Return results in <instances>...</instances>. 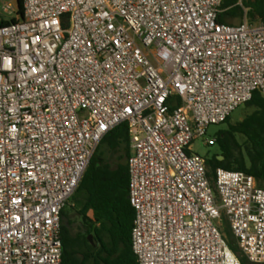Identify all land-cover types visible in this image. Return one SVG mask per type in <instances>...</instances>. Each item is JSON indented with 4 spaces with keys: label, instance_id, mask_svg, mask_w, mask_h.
I'll return each instance as SVG.
<instances>
[{
    "label": "built area",
    "instance_id": "obj_1",
    "mask_svg": "<svg viewBox=\"0 0 264 264\" xmlns=\"http://www.w3.org/2000/svg\"><path fill=\"white\" fill-rule=\"evenodd\" d=\"M0 0V264H63L62 213L127 124L138 264L264 263V187L192 145L255 92L264 25L223 0ZM16 19L15 22H11Z\"/></svg>",
    "mask_w": 264,
    "mask_h": 264
},
{
    "label": "trees",
    "instance_id": "obj_2",
    "mask_svg": "<svg viewBox=\"0 0 264 264\" xmlns=\"http://www.w3.org/2000/svg\"><path fill=\"white\" fill-rule=\"evenodd\" d=\"M18 8L22 15L21 0ZM220 10L217 20L220 24L246 20L251 25H264V0H223ZM9 23L0 13V26ZM245 106L253 108V113L236 124H230L229 118L224 123L227 129L215 135L219 153L206 158L212 183L216 170L224 169L251 175L264 187V97L257 91ZM130 156L128 126L124 123L103 138L77 189L84 232L75 233L66 226L65 212L62 213L63 264H138L131 243L135 210L129 201ZM224 224L229 231L226 221ZM225 235L241 264H252L241 255L230 231Z\"/></svg>",
    "mask_w": 264,
    "mask_h": 264
},
{
    "label": "rangeland",
    "instance_id": "obj_3",
    "mask_svg": "<svg viewBox=\"0 0 264 264\" xmlns=\"http://www.w3.org/2000/svg\"><path fill=\"white\" fill-rule=\"evenodd\" d=\"M0 13H1V9H0ZM238 23H239L238 20L233 22V24H238ZM253 111H254L253 108H248L245 105L239 107L232 113L230 117V124H236L242 121L247 115H250L251 113H253ZM225 129H227L226 124L211 126L208 129L207 140L214 139L218 131L225 130ZM192 151L204 158H210L213 155L219 153L218 147L215 145V142H210L206 145L203 140L195 141L192 145ZM77 199L78 197L75 194L74 197L69 202V204L67 205V207L65 208L64 210L65 217L63 218V222L66 226H70L73 232L83 233L84 227L82 224V219L78 213L79 204H78ZM225 232L229 233V231L226 229H225Z\"/></svg>",
    "mask_w": 264,
    "mask_h": 264
},
{
    "label": "crops",
    "instance_id": "obj_4",
    "mask_svg": "<svg viewBox=\"0 0 264 264\" xmlns=\"http://www.w3.org/2000/svg\"><path fill=\"white\" fill-rule=\"evenodd\" d=\"M235 21H237V20H234V21L230 22L229 24H230V25H239V24H241V23H242V22L240 23V21L238 20V21H239V23H238V24H233V22H235ZM243 21H244V20H243Z\"/></svg>",
    "mask_w": 264,
    "mask_h": 264
},
{
    "label": "water",
    "instance_id": "obj_5",
    "mask_svg": "<svg viewBox=\"0 0 264 264\" xmlns=\"http://www.w3.org/2000/svg\"><path fill=\"white\" fill-rule=\"evenodd\" d=\"M92 238L90 237V240H91Z\"/></svg>",
    "mask_w": 264,
    "mask_h": 264
}]
</instances>
